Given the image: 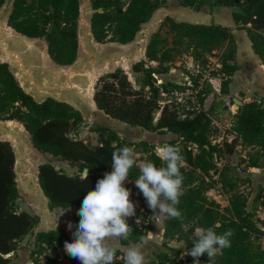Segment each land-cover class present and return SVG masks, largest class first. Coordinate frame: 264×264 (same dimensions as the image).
I'll return each mask as SVG.
<instances>
[{
	"label": "trees",
	"instance_id": "obj_1",
	"mask_svg": "<svg viewBox=\"0 0 264 264\" xmlns=\"http://www.w3.org/2000/svg\"><path fill=\"white\" fill-rule=\"evenodd\" d=\"M6 1L0 0V9ZM205 2L181 0L180 4L199 10ZM166 4L167 0H92L93 36L100 44L131 43L159 7ZM213 5L240 9L233 13L236 24L247 32L255 54L264 64V0H214ZM79 16L80 0H15L8 26L29 38L45 40L50 58L60 66H70L79 56ZM164 25L172 39L154 34L146 48V59L133 66L135 73L143 74V86L147 90L136 89L130 74L122 68L115 73L102 75L94 88L96 105L113 119L160 135L172 133L176 138L168 144L181 148L184 163L180 170L185 179L184 195L178 208L184 220L161 218L165 224L163 249L154 252L155 260L148 264H193L191 256L181 259L183 249L171 246L172 241L183 238L185 226L193 222L200 228L214 227L217 234L229 229L234 232L230 238L231 247L215 256L217 264H264V248L253 241V232H259L255 223L257 216L254 211H247L241 195L234 194L226 208L207 196L210 187L207 180L213 175L222 174L218 170V163L227 156L235 155L239 146L257 149L256 155H249V167L262 166L264 102L253 100L243 103L222 141L214 144L219 131L214 125V110L206 111L203 107L208 96L205 85L197 79L192 80L191 86L170 82L158 84L156 77L170 71L171 66L166 62L175 47L184 46L185 51L200 65H206L209 60L207 55L219 57V68L213 76H222L221 92L227 94L233 75L240 69L234 29L220 24L178 22L171 17L165 19ZM148 62H156L157 66L148 65ZM186 91H190L192 97L184 100ZM166 95L173 99L168 101ZM187 100L189 109L181 110L180 106L187 104ZM0 120L22 123L31 135L36 150L61 158L76 170V174L69 175L50 163L39 166L40 183L50 201L51 210L80 208L85 195L95 189L96 182L104 178V173L112 171L111 153L125 146L119 133L103 124H96L90 129L103 136L102 142L95 147L89 145L77 136L84 121L78 110L54 99L37 103L21 88L9 71V65L1 62ZM228 135L232 136L231 140L227 138ZM136 146L143 148L149 155V161L157 167L161 166L154 145L141 141ZM14 170L12 145L8 141L0 142V264L12 263L11 258L6 256L16 252V244L40 223L38 216L16 208L19 191ZM138 176L139 165L136 163L130 170L129 184L125 187L132 189ZM240 181L241 177L233 176L224 177L222 183L229 185L231 190H237ZM133 200L146 215H153L143 194L136 198L133 196ZM255 200L259 201L264 211L263 186L259 188ZM149 222L150 230L153 227L151 220ZM137 229L135 233H139ZM141 236L147 238L146 233L135 238L130 234L127 240H120V243L137 244L141 242ZM73 240L72 231L64 227L39 231L35 235L29 259L33 264H40L38 258L42 256L49 264H80L79 260L64 251V243ZM193 241L188 250L192 248ZM123 255L121 250H117L115 264H123ZM62 257L67 261L60 262ZM199 259L201 264L210 263L207 254Z\"/></svg>",
	"mask_w": 264,
	"mask_h": 264
},
{
	"label": "rangeland",
	"instance_id": "obj_2",
	"mask_svg": "<svg viewBox=\"0 0 264 264\" xmlns=\"http://www.w3.org/2000/svg\"><path fill=\"white\" fill-rule=\"evenodd\" d=\"M179 2L181 0H178ZM86 0H81V3H85ZM166 6V5H165ZM165 6H160L157 12L155 13V16L153 17V22L155 24L160 23V27L158 26L154 34L159 33L162 37L168 38L169 40L172 39V36L170 34H167V26L165 24V18L164 14L160 11H163V7ZM170 7V13L177 14L178 16H181L182 18L185 19H190V23H194L195 20H203L202 23H205V21H208V23L211 22L212 18L210 13H203V12H197L195 11L194 8L190 7L191 10H187V12H182L177 11V5L176 2L171 0V4L169 5ZM183 8V7H182ZM194 10V11H193ZM90 11L93 12L92 7H90ZM210 11V9H208ZM178 12V13H176ZM179 18V17H178ZM162 20V21H161ZM152 22V21H151ZM150 22V23H151ZM152 26L151 24H147L144 26L143 29L149 30V28ZM152 37L147 38L145 45L146 48L148 44L150 43ZM40 41L44 44L46 42L43 39H40ZM138 45L137 39H135L133 42L128 43V44H119V43H107V44H97L95 43V46L101 53L103 52L104 54H111L113 52H118L120 49L121 51L125 52H134L136 49V46ZM184 47V46H183ZM183 47H175V51L172 52L171 58L166 62L167 65L171 67H175L179 69L183 74L184 77L187 76L188 78L183 80L181 83H177L179 85H189V82H192L193 79L200 80L202 85H205V88L207 89H213V84L208 81L209 76H213L214 73H216L217 69L219 68L218 56H210L207 55V58L209 59L208 62H206V65H200L197 61L191 60L190 59V53L186 52ZM114 49H119L114 50ZM146 52V51H145ZM82 57H85V54L82 50V47L80 48L79 51V56L78 60L80 61ZM145 54L141 55L139 57V60H145ZM48 64L51 70L55 73H60L61 71L67 69V67H63L52 61L50 58H48ZM157 64V63H156ZM153 63L148 62V65H156ZM120 68L124 69L126 72H128L131 76V82L132 85L138 89L142 88L144 90H147L143 86V74L142 73H135L132 71V66H129L126 62L120 63ZM107 73V69H104L103 71H99L94 78V83L92 85L93 88H95L97 80L102 76ZM192 84V83H191ZM191 86V85H189ZM176 95V94H175ZM173 96V95H170ZM192 97L190 91H186L184 93L183 97L184 100H186L187 97ZM166 99L171 100L173 98L168 97V95L165 96ZM187 106V107H186ZM181 110L184 109H189L188 105V100L187 104L180 106ZM96 124H101L98 121L95 120H88L84 119L80 131L77 133V136L79 138H83L89 145L95 147L99 145L102 140L103 136H99L97 133H93L90 131L91 128L95 127ZM116 130L120 137L124 140L125 146H129L134 149L136 155V161L137 164L140 165V163L149 161V155L144 152L143 148L141 146H136L137 143H140L141 141H147L151 145H162L164 143H168L169 141H164L161 142L163 138L157 136V133H151L145 129H142L140 127H131L126 124H119L118 127L113 128ZM232 138V136H230ZM229 139V137H227ZM230 140V139H229ZM13 142V140H10ZM215 140L213 143H220L216 142ZM253 152L247 150V148H238L237 152L235 155L231 157H225L222 159L217 167L219 171H222V174H216L213 175L212 178L208 179L207 181L209 182V189L207 191V196L211 200H215L217 203L221 205L222 208H226L230 205V200L231 197L234 194H239L241 195V200L244 201L246 204V209L247 211H254L257 218L255 219L256 227L259 229V232H253V241L257 246H261L264 248V211L260 207V203L258 200H255L256 195L259 192V186L256 181H253V179H250L248 177V171H249V155H256L258 153L257 149H252ZM247 151V152H246ZM196 152V151H195ZM30 155L29 159V164H30V178L26 180H18V191H19V198L17 200V209L20 210H25L29 212L32 215H36L40 219L39 225L33 230L31 234H29L27 237L24 238L23 241L19 242L16 244L19 253L17 252L13 256H6L10 257L12 260L11 264H33L32 260L29 259V249L30 247L34 246V241H35V235L38 231H50L52 229H57L59 227H64L66 230L67 224L69 222H72L74 225L79 224L80 216L77 215L78 210L80 209L79 207H73L70 209H61V208H56L54 210H51L49 208V202L47 199L43 197L41 192L38 189V185L36 181H32V177H38V168L41 164L44 163H50L54 165L57 169H62L64 170L67 174L69 175H74L76 174V170L73 169L68 163L64 162L61 158H56L53 157L49 154L42 153L38 150H36L33 145L31 144L29 146V151ZM245 173V174H244ZM233 176H238L242 177L241 181L239 182L238 189L236 190H231L229 188V185L223 184L222 180L224 177H233ZM264 182V180H262ZM129 184L128 181L125 182L124 186H127ZM131 190V196L130 200L136 204V215L134 217L128 218V224L132 228V233L131 237L135 238L138 235H144L145 233L147 234V239L145 240L147 242V250L150 249L149 244L151 245V241H154L152 245H155L159 250H154V252H159L162 250V241L164 237V227L165 224L164 222L162 223V219L159 220L158 222H154L153 220L149 219V216L146 215L143 212V209L136 203L134 198H136L137 195H141L142 193L139 191V189L136 188L135 184L134 187ZM143 217L140 223H137V219L140 217ZM151 220V226L153 227L152 229L149 230V221ZM161 221V222H160ZM164 225V226H163ZM138 228V229H137ZM197 228H200L196 223H190L185 226V232L183 238L178 241L174 240L171 242V246L183 249L184 252L188 251L190 243L195 239V230ZM139 231V233H135ZM76 229L75 227L71 230L74 232ZM146 239V238H145ZM30 241L32 243H30ZM28 243L26 245H23L21 243ZM113 246L117 248L119 245V241L113 240L111 242ZM25 248V249H22ZM219 254V252H218ZM174 255V253H173ZM150 257V253L149 256ZM186 256L183 255V258L185 259ZM40 264H49L48 261L46 260L45 256H42L41 258H38ZM67 261V258L62 257L60 262ZM149 262H145V264H148ZM213 264H217V259H213L212 261ZM184 264V263H183ZM201 264V263H200Z\"/></svg>",
	"mask_w": 264,
	"mask_h": 264
},
{
	"label": "clouds",
	"instance_id": "obj_3",
	"mask_svg": "<svg viewBox=\"0 0 264 264\" xmlns=\"http://www.w3.org/2000/svg\"><path fill=\"white\" fill-rule=\"evenodd\" d=\"M154 151L161 166L157 167L151 161L140 163L135 186L153 213L149 219L158 222L165 217L182 222L184 216L178 208L184 195L185 179L180 170L184 163L181 148L164 143L156 145ZM111 155L112 171L104 173V178L96 182L95 189L85 195L77 212L80 216L78 226L72 222L67 224L69 231L74 227L76 230L72 232L74 240L64 243V251L80 264H115L117 248L111 242L127 240L133 231L128 218L136 215V204L130 200L131 190L124 184L137 163V154L133 148L124 146ZM84 178L87 179V175ZM142 219L141 216L136 222L140 223ZM233 235L231 229L217 234L214 227L197 228L192 248L183 255L191 256L193 264H200L199 258L207 254L212 264L218 252L231 247ZM140 240L143 243L145 237L141 236ZM122 259L123 264H145L141 245L128 247Z\"/></svg>",
	"mask_w": 264,
	"mask_h": 264
},
{
	"label": "water",
	"instance_id": "obj_4",
	"mask_svg": "<svg viewBox=\"0 0 264 264\" xmlns=\"http://www.w3.org/2000/svg\"><path fill=\"white\" fill-rule=\"evenodd\" d=\"M14 1L7 0L0 9V62L9 65V71L15 76L21 88L39 104L48 99H54L73 106L81 113L83 119L95 120L111 128L118 127L121 123L99 109L95 103V89L92 87L95 75L104 69H107L106 74L115 73L120 68V63L123 62L132 66L134 72L133 66L140 62L139 57L146 53V39L153 37L155 28L160 23L152 25L149 30L143 29L145 25L142 27L136 34L135 39H137L138 45L134 52L114 49L119 51L104 54L95 46V43L99 45L100 43L96 42L92 33L93 12L90 11L92 0H86L83 4L80 0L78 42L79 51L82 47L85 57L70 66H63L67 69L55 73L48 64L50 56L47 43H42L40 39L29 38L8 26ZM240 104L239 101H236V110L239 109ZM10 139H13V142ZM3 141L10 142L13 147L14 172L18 185V180L24 181L30 178L28 151L29 146L33 145L31 135L20 122L0 120V142ZM86 173L87 171H85ZM31 178L32 181H36L39 191L50 204L40 183L39 175L36 178L31 176Z\"/></svg>",
	"mask_w": 264,
	"mask_h": 264
},
{
	"label": "crops",
	"instance_id": "obj_5",
	"mask_svg": "<svg viewBox=\"0 0 264 264\" xmlns=\"http://www.w3.org/2000/svg\"><path fill=\"white\" fill-rule=\"evenodd\" d=\"M173 1L176 2L177 11L180 10V12H182V10H184V12H187V10H191L190 7L182 6L178 0H173ZM205 1H206L205 4L201 5L199 10L195 9V11L203 12L205 14L210 13L212 18L209 19H211V22L208 23V21H205V23L203 24H220L234 29V34L236 37V45H237V62L238 65L240 66V69L233 75L230 81L229 92L227 94H223L221 92L222 76L218 75V76L208 77L209 78L208 81H210L213 84V89L211 90L206 88L208 91V96L205 100L203 107L206 111L213 109L215 112L214 125L219 131V136L217 137L216 142H220L224 138L226 130L231 126L233 117L237 112V110L235 109L236 101H239L241 103L240 106L243 103H247L253 100H256L258 102L261 101L264 102V64L255 54L252 48V42L248 37L247 32L245 30L239 29L236 24L233 13L240 11V9L238 7H224V6L213 5L214 0H205ZM170 4H171V0H167L166 6L162 8L163 11H160L164 14L165 18L171 17L178 22H191L190 19L187 20L185 18H182L181 16H178L177 14L172 15V13H170V7H169ZM208 9H210V11H208ZM155 13L153 17L155 16ZM152 19L147 24L152 23V25H155ZM202 21L195 20L194 23H202ZM160 26L161 25H159V27ZM190 59L194 60L192 57H190ZM150 63L156 64V62H150ZM152 66H157V64ZM156 77L158 79V84H164L169 82L181 83L183 80L188 78L187 76L184 77V74L175 67H171L168 73L160 74L157 75ZM157 136L163 138L161 142H164L165 140L170 141L176 138V135L172 133H168L164 135H160L157 133ZM227 137H229L230 140L232 139L229 135ZM238 148H243V147L239 146ZM247 150L253 152L252 148H247ZM260 163L262 165L260 168L250 167L248 171V177L250 179H253V181H256L258 184H260L259 188L262 186L264 187V182H262V180H264V157L260 160ZM163 222L164 221L162 220V223ZM145 240H149V239L146 238ZM153 242L154 241H151V245L149 244L150 249L147 250L148 245L146 241H144L143 243L139 242L137 244L131 243L129 245H122L119 240V245L117 246V250H121L124 254V252L127 250L128 247L139 244L141 245L142 251L145 255V262H150L152 260H155L153 251L159 250L157 247H155V245H152ZM30 243L32 242L30 241ZM21 244L23 246L28 243L23 242ZM32 250H33V246L30 247L29 254L31 253ZM19 251L18 250L16 251L17 254L19 253ZM16 252L11 253L9 256L10 257L13 256ZM149 253H150V257H148ZM208 264H211V262Z\"/></svg>",
	"mask_w": 264,
	"mask_h": 264
},
{
	"label": "built area",
	"instance_id": "obj_6",
	"mask_svg": "<svg viewBox=\"0 0 264 264\" xmlns=\"http://www.w3.org/2000/svg\"><path fill=\"white\" fill-rule=\"evenodd\" d=\"M189 85H192L191 82H189ZM175 93V92H174ZM194 149V148H193ZM196 150V149H195Z\"/></svg>",
	"mask_w": 264,
	"mask_h": 264
},
{
	"label": "bare ground",
	"instance_id": "obj_7",
	"mask_svg": "<svg viewBox=\"0 0 264 264\" xmlns=\"http://www.w3.org/2000/svg\"><path fill=\"white\" fill-rule=\"evenodd\" d=\"M11 140V139H10ZM13 140V139H12Z\"/></svg>",
	"mask_w": 264,
	"mask_h": 264
}]
</instances>
